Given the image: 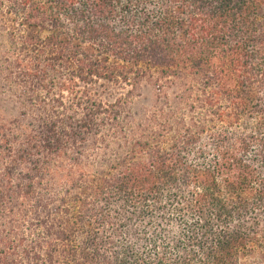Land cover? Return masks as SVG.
<instances>
[{
	"label": "trees",
	"instance_id": "obj_1",
	"mask_svg": "<svg viewBox=\"0 0 264 264\" xmlns=\"http://www.w3.org/2000/svg\"><path fill=\"white\" fill-rule=\"evenodd\" d=\"M0 9L32 109L0 115V264H264V0Z\"/></svg>",
	"mask_w": 264,
	"mask_h": 264
},
{
	"label": "rangeland",
	"instance_id": "obj_2",
	"mask_svg": "<svg viewBox=\"0 0 264 264\" xmlns=\"http://www.w3.org/2000/svg\"><path fill=\"white\" fill-rule=\"evenodd\" d=\"M1 10V9H0ZM8 11L4 10L2 16H0V115L3 118L14 119L18 117L19 112L26 111L31 113V104L28 103L25 106L22 105V101H18L19 97L15 94V89L12 85H15L10 78L6 77L7 72L5 71L6 58L10 52L16 46V53L22 49L26 33L24 29L18 27L19 21L14 22L13 29L9 28L8 18L5 16ZM21 20V19H20ZM7 29V30H6ZM12 33V34H11ZM11 39V40H10ZM15 50V49H14ZM18 54H27L26 51ZM25 86V85H24ZM101 98L106 100H113L126 93L125 90L120 89L118 86L105 84L103 88H97ZM27 91V90H26ZM22 92V91H21ZM136 101L135 111L136 113L147 112L152 110L154 106L155 90L148 86H143L138 93ZM17 103V104H15ZM22 111V112H23Z\"/></svg>",
	"mask_w": 264,
	"mask_h": 264
}]
</instances>
